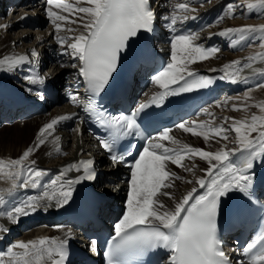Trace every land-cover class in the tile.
Here are the masks:
<instances>
[{
    "label": "snow or ice",
    "instance_id": "snow-or-ice-1",
    "mask_svg": "<svg viewBox=\"0 0 264 264\" xmlns=\"http://www.w3.org/2000/svg\"><path fill=\"white\" fill-rule=\"evenodd\" d=\"M86 2L89 6L73 9L70 4H62L58 0H47L49 6L86 14L87 22L81 25L86 30V34L82 33L72 38L74 42L68 45L72 49L73 59L79 62L78 64L73 63L71 67H78L79 75L87 82L89 90L94 94H99L116 70L120 53L128 47L130 39L137 37L141 31L151 32L155 16L149 0H86ZM257 6L264 7V0H259L258 5L252 3L247 5L248 8ZM176 8L185 12L188 10V6L183 3L178 4ZM226 12L232 14L234 18L235 7L228 5ZM48 16L57 30H60L57 21L67 20V17L50 9ZM187 18V16L179 17V19ZM165 19H170L167 26L175 33L174 26L178 17L173 14L170 18L165 17ZM2 27L6 28L7 26ZM67 30L72 31V29ZM226 33H238L239 39L244 41L248 34L264 33V26L227 29ZM224 34L221 33V35ZM196 39L198 37L191 33L171 36L170 61L166 67L152 77L153 83L164 89L158 94V99L153 97L154 103L162 101L169 95H179L194 89L205 88L212 82L203 76L197 77L191 71L187 73L191 79H187L183 75L188 63L208 59L218 51L215 48L206 49L195 44ZM59 43L63 45L64 39L60 38ZM235 43L236 41H233V44ZM260 46L264 48V42ZM31 56L38 58V53L33 50ZM260 58H264V54ZM25 62L30 63L28 56L5 57L0 60V69L12 70ZM239 64V61L233 62V66ZM233 66L226 65V73ZM244 66L251 67V64ZM237 76L238 71L230 74V78L233 79ZM26 79L30 83H36L41 78L37 76ZM180 81H183L180 87H171ZM260 86H264V84ZM70 99L73 103L77 102L76 96H71ZM143 107L141 105V108ZM257 107L261 112H264V104H259ZM89 109H91V103ZM234 110L236 109L234 108ZM67 118L53 119L42 127L37 135L35 147L38 148L42 145L46 136L52 135L54 126L60 120ZM99 122L111 130L108 139L99 140L100 145L112 153L110 159L113 163L122 162L124 156L115 154L113 146L116 140L122 136L140 135L135 114L119 115L107 120L101 119ZM178 127L185 132L191 131L193 135L202 134L205 140L209 139L210 135L228 140L227 133L235 132L239 148L212 153L187 145L183 146L184 150H177L154 142V139H158L177 144L178 142L169 135L167 129L159 137L149 139L147 146L139 153V158L131 166L126 211L114 226L115 235L109 241L106 252L107 264H124L123 257L142 255L148 250L157 248L164 249L169 253L166 264H228L217 237L216 219L220 202L221 198L226 197L232 191L249 195L253 186L251 170L254 167V162L258 158L264 159V117L253 115L250 122L248 120L234 121L229 128L223 126L206 128L205 125H200L201 132L194 131L183 122ZM253 133H256L255 137L252 136ZM33 151L34 148L29 147L18 159L0 160V175L11 182L13 189L17 186L23 188H27L29 185L33 188L40 186L39 178L45 175L44 170L24 164ZM56 151L59 153L60 149L57 148ZM237 151L242 154L243 158L239 162L230 160V156L235 155ZM191 155H197L208 162L209 167L204 170L208 179L201 177L195 180V183L206 191L202 195H195L197 189L194 187L175 203L174 208L169 209L158 199L159 195L173 198L171 193L162 192V189L173 187L170 181L178 178L175 173L167 170V162L171 161L178 167H182V161L186 156ZM32 164H35V161H32ZM93 164L92 160H82L69 165L62 170V175L64 172L72 170L77 173L82 171V175L77 176L76 179L59 182L52 180L50 182L53 186L51 191L45 188L41 195L30 196L0 215L5 216L12 223H18L20 216L29 215L41 206L46 210L51 206L53 200L57 207H63L71 199L74 185L85 180L95 179ZM186 170L191 171V169ZM58 183L60 186L56 188ZM188 183H192V181H188ZM42 200L48 203L42 205ZM4 204L5 200L0 195V206ZM0 231H7V229L0 225ZM68 235L70 236V234ZM257 244L262 246L258 252L253 254V249ZM67 245V238L59 241L50 238L28 242L18 241L7 249L5 255L10 258L11 264H66ZM91 248L95 251V240L91 241ZM14 249L22 251L15 252ZM244 253L251 254L250 264H264V231L255 242L248 244ZM0 264H3L2 258H0Z\"/></svg>",
    "mask_w": 264,
    "mask_h": 264
},
{
    "label": "bare ground",
    "instance_id": "bare-ground-1",
    "mask_svg": "<svg viewBox=\"0 0 264 264\" xmlns=\"http://www.w3.org/2000/svg\"><path fill=\"white\" fill-rule=\"evenodd\" d=\"M74 0H62L58 1L62 4H70L73 6V9L77 7H86L89 6L86 0H76L77 3H73ZM215 0L211 3L216 9L222 11L221 17L223 19H219L215 25L210 28V31L196 35L198 39L195 42H199L201 38L211 39L212 37L221 40V42H226L227 46L224 49H218L216 53H214L210 58L204 60H197L195 63H188L186 65V70L183 75H187L189 71L195 73L198 71L203 72H222L226 76L229 77V83H239L244 86L243 93L229 99L226 102L221 104H217L210 108L203 119H197L195 123H197V127L194 131L201 132L200 125H205V127H219L223 126L225 128H229L233 125L234 121L248 120L250 122L251 117L256 115L258 117H264V112H261L257 105L264 104V86H260L264 84V58H260L262 54H264V48L260 45L264 42V33H256V34H248L247 38L244 41L239 39V34H229L226 33L227 29H238L246 26H255L260 27L264 26V15L259 16L257 18L258 13H262L264 11V7L258 6L256 11L253 9H248V12L245 14L244 18L247 20L249 17H254V20H248L243 22L241 25H235L231 22L233 18L232 14H228L226 12L228 5H233L235 7L234 15H238L239 9L241 5H247L252 3L257 5L259 0ZM234 2V3H233ZM79 4V5H78ZM210 6V7H211ZM43 6H39L37 3L36 9L31 10L32 8L26 7L24 9L15 10V17H23L30 12L36 11L42 15ZM47 15L45 17V21L47 22V27H43L42 30L36 29H28V28H20V23L12 21V25L7 30L0 31V60H3L5 57H18V56H28L29 52H32V48L35 46L44 45L43 52L46 51L47 47L52 44V42L56 43L62 58L56 66V72L59 71L57 76V82L63 83L64 74L73 75L75 74L77 68L71 67L73 64V57L71 55L72 49L68 47L69 44L74 42L72 38L79 36L80 34H86V30L81 26L83 23L87 22L86 14L76 12V11H64L61 8L55 6H49L46 4ZM49 9L53 12H56L59 15L67 17V20L57 21V24L60 25V30H57L55 25L52 23L51 19L48 16ZM245 10V8H243ZM241 11V10H240ZM242 16V15H241ZM83 18V19H82ZM236 20V19H235ZM72 21H76L73 23ZM44 22V18L42 19ZM236 23V22H235ZM18 26V28H17ZM25 27V26H24ZM14 29V31H12ZM67 29H72V31H68ZM221 33H225L221 35ZM48 37V40L46 38ZM60 38H63L65 43L61 45V43H57L56 41ZM237 39L236 43L233 44V40ZM28 42V44L26 43ZM230 45L228 46V44ZM54 43V44H55ZM250 44L249 47L245 48L246 45ZM228 48V50H227ZM227 50V51H225ZM67 53V54H65ZM256 58V59H250ZM239 61L240 64L238 66H233V62ZM251 64V67H245L244 65ZM192 64V65H190ZM26 62L19 65V70L24 68V72L26 71ZM233 66L225 71V66ZM16 68L12 69L15 70ZM12 70H4L0 69V82L3 74L8 73L9 75H14L16 71ZM189 70L188 72H186ZM238 71V76L230 78V74L232 72ZM2 86H0V89ZM159 90L161 88H156ZM0 94V98H1ZM234 108L236 110H234ZM63 113L62 110H51L49 113L43 116H37L33 119L26 120L25 122L13 124L11 126L4 125L0 129V136L4 135V133L11 128L16 130V135L18 140L14 143H8L5 147L0 148V160L10 161L13 159H18L24 151H26L29 147H33L34 151L30 154L28 160L24 162L25 166H31L36 169H42L45 172L41 178H39V187L33 188L29 185L27 188L19 187L12 188L11 182L0 175V195L3 196L5 200V204L0 206V213L6 212L11 209L14 205L20 203L23 200H26L30 196H39L42 192L47 188L49 191L52 190V185L47 183V175L52 170H57L61 175H59L55 180H69L74 179L75 176L80 175L75 170H72V174L70 171L64 172L62 175V170L66 169L69 165L79 162L83 157H87L89 152H93V143L89 141L85 135H80L79 133H70L64 131H53L52 135H48L45 137V142L36 148L37 144V135L42 127H44L47 123H49L54 118L60 116ZM181 128H178L177 131H174L171 137L175 139L178 143L172 144L171 141H165L164 146L172 149L184 150L183 146L187 145L192 148H199L204 151L215 153L220 150H233L238 149L239 144L236 142V134L235 132H228L229 136L228 140H223L214 135H210L209 139L205 140L203 135H196V137L187 134ZM34 136L33 145L30 144L29 139L31 136ZM32 136V137H33ZM253 137L256 136V133L252 134ZM2 137V136H1ZM59 138L58 140L56 138ZM199 137V138H198ZM59 148L60 152L57 153L56 149ZM237 151L236 153H238ZM240 153V152H239ZM99 160V158H98ZM104 161V159H101ZM32 161H35V164H32ZM213 163H216L213 161ZM182 167H178L172 162H167V170L175 173V176L178 177L176 179H172L170 182L173 184V187L162 189V192H169L172 194V199L165 195H159L158 199L167 206V208H174L176 202H178L183 195L187 194L188 191H191L192 188H199V185L195 183L197 178H205L206 172L204 171L209 167L208 162L206 160L201 159L197 155L186 156L182 161ZM186 169H191V171H187ZM107 169L106 176L113 177L115 174L114 170ZM188 181H192V183H188ZM129 183L122 184L121 181H116V185L114 187H118L121 189L120 193H113L115 198H120L122 201L123 196L127 197V193L129 191ZM59 183L55 186L59 188ZM116 187V188H117ZM124 188V189H123ZM114 189V188H113ZM73 189V193H74ZM28 195L27 197H25ZM47 201L42 200L41 204H47ZM126 204L124 212L126 211ZM61 207H57L55 204V200L51 202V206L45 207L41 206L37 211L25 215L20 216L18 223L10 222L5 216L0 215V225H2L7 231H0V258L3 260V264H11L10 258L5 255L7 249L10 248L13 244L18 241L28 242L31 240H38L42 238H50L54 240H62L65 238H69L71 235V231L64 228H59L55 225L51 227H47L44 225L43 220L50 213L56 212ZM42 221H41V220ZM26 227V229H25ZM25 229L22 233H24V237L19 240H10V235H16L19 233V230ZM21 232V231H20ZM19 237V236H17ZM16 238V237H15ZM15 252H21V249H14Z\"/></svg>",
    "mask_w": 264,
    "mask_h": 264
},
{
    "label": "rangeland",
    "instance_id": "rangeland-1",
    "mask_svg": "<svg viewBox=\"0 0 264 264\" xmlns=\"http://www.w3.org/2000/svg\"><path fill=\"white\" fill-rule=\"evenodd\" d=\"M236 1H241V0H235L234 2H236ZM233 2V3H234ZM73 3H77L76 2V0H74L73 1ZM259 3V2H258ZM258 3H257V5H258ZM79 5V4H78ZM258 7V6H257ZM257 7H254V8H246V5H241V8L239 9V12H237L238 13V16H236V15H234V18L236 19H233V20H231V22L232 23H234L235 25H241L242 24V21L243 22H245V21H248V20H254L255 19V16L254 17H249V18H247V20H245V19H243L244 18V16H245V14L248 12V9H253V11L255 12L256 10L255 9H257ZM243 8H245V10H243ZM241 10V11H240ZM242 15V16H241ZM262 15H264V11L262 12V13H258V16H257V18H259V16H262ZM256 20V19H255ZM236 22V23H235ZM250 46V44H248V45H246L245 46V48H247V47H249ZM190 65H192V64H190ZM189 70H187L186 72H188ZM185 73V72H184ZM156 88H159V86L158 85H156ZM181 130H183V129H181ZM187 134H190L189 132L187 133ZM191 136H193V137H196V135H193V134H190ZM2 136V137H1ZM0 136V148H1V146H2V148L3 147H5L6 146V144H8V143H14L15 141H17L18 140V137H17V135H16V130L14 129V128H11L10 130H8V131H6L5 133H4V135H1ZM33 136V135H32ZM31 136V138L29 139V142H30V144L31 145H33V142H34V140H33V138H34V136L32 137ZM199 138V137H198ZM199 149V148H198ZM124 200V204H126V202H127V197L126 196H123V199H122V201ZM25 229H26V227H25ZM24 228L22 229V230H19V233H17L16 235H10L9 237H10V240L11 241H13V238H14V240L16 241V240H19V239H22V237H24V233H22L24 230H25ZM21 231V232H20ZM17 236H19V237H17ZM16 237V238H15Z\"/></svg>",
    "mask_w": 264,
    "mask_h": 264
}]
</instances>
